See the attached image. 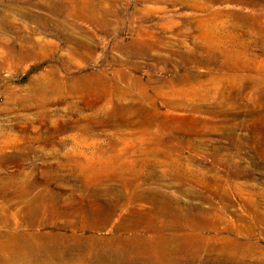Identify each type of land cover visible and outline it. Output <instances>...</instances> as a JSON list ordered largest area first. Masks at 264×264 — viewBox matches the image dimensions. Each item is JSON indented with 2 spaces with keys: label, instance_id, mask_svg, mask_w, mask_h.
I'll return each mask as SVG.
<instances>
[{
  "label": "rangeland",
  "instance_id": "obj_1",
  "mask_svg": "<svg viewBox=\"0 0 264 264\" xmlns=\"http://www.w3.org/2000/svg\"><path fill=\"white\" fill-rule=\"evenodd\" d=\"M143 192L186 264H264V0H0V264L151 239Z\"/></svg>",
  "mask_w": 264,
  "mask_h": 264
},
{
  "label": "bare ground",
  "instance_id": "obj_2",
  "mask_svg": "<svg viewBox=\"0 0 264 264\" xmlns=\"http://www.w3.org/2000/svg\"><path fill=\"white\" fill-rule=\"evenodd\" d=\"M102 176H104V175H102ZM106 177H108V176H106ZM94 179H96V178L94 177ZM100 179H101V177H100ZM143 193H140L135 198L130 199L128 201L129 205L131 203H135L136 201H138L136 199H139L141 201H145L146 203H148L150 208L148 210H144L143 212H136L132 216L127 217L124 220V222L121 224V227L124 231L126 230L127 232L129 231V232H133V233H138L139 229H144L143 232H146V233L150 232L151 233V235H152L151 239H149V240L142 239L140 237V235L138 234L139 236L132 237V239L126 238V239H120L114 243L112 242L110 248L98 250V252H97L98 254L95 256V263L96 264H186V262L189 260L199 259L203 253H196V252L195 253H188V252L187 253H185V252L184 253H176L179 251V248L175 244V240H176L177 236H175L176 234L173 232L174 223L170 222V220L172 219L175 221L176 219H180V218L186 219L187 216L184 215V214H186V212L185 213L184 212H181V213L178 212L177 208L171 203V200L167 197H161L160 196V199H158L157 198L158 193H154V192L153 193L143 192ZM137 197H139V198H137ZM169 214H172L173 216H170ZM190 217H192V216H190ZM43 218H44V216H43ZM43 218H42V220H43ZM168 219H170V220L167 221ZM158 220H162V222L160 224H157ZM177 221H179V220H177ZM190 221H191V219H190ZM184 222L186 224L189 223V222H186V220ZM42 223H43V221H42ZM83 225H85V224L83 223ZM97 225H98V223H97ZM178 225H180V223ZM88 227H90V226H88ZM180 227H181V225H180ZM35 233H36V235L38 234L37 232H35ZM139 233H141V232H139ZM0 236H2V235H0ZM198 236H200V235H198ZM189 237H190V235H189ZM187 238H188V236H187ZM107 244H108V242H107ZM182 244L184 245V243H182ZM9 246L11 248L8 246H6V247H8L10 250H12V248H13V250L17 249L19 251H23V250L26 251L28 249V250H30V252H34V249L31 246H29L27 244H23V243H15V244H12ZM1 248H3V247H1ZM25 254L27 255L28 253H25ZM238 255L242 256L243 253H239ZM5 256L8 257V255H4L3 257H5ZM202 256H205V255H202ZM207 258H209L207 261L210 264H217V261L218 260L222 261V260H224L223 258H226L229 261V259L227 258V255L218 256L216 254L214 256L210 255ZM0 261H1V259H0Z\"/></svg>",
  "mask_w": 264,
  "mask_h": 264
}]
</instances>
